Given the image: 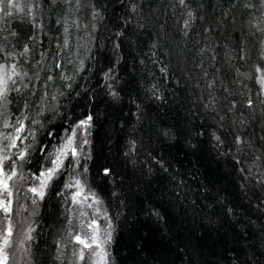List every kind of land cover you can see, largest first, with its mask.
I'll return each instance as SVG.
<instances>
[{
	"label": "trees",
	"instance_id": "trees-1",
	"mask_svg": "<svg viewBox=\"0 0 264 264\" xmlns=\"http://www.w3.org/2000/svg\"><path fill=\"white\" fill-rule=\"evenodd\" d=\"M262 13L260 0H4L0 64L27 74L9 82L19 91L0 115L4 134L14 132L4 120L26 117L22 140L4 149L5 170L21 187L92 117L89 143L31 202V239L7 264H90L86 250L83 260L70 251L63 188L71 177L95 193L99 221L112 225L108 264H264ZM66 20L86 30H68L69 40L86 38L78 57L62 45L58 23ZM11 214L0 213V239ZM57 226L59 262L47 252Z\"/></svg>",
	"mask_w": 264,
	"mask_h": 264
},
{
	"label": "snow or ice",
	"instance_id": "snow-or-ice-1",
	"mask_svg": "<svg viewBox=\"0 0 264 264\" xmlns=\"http://www.w3.org/2000/svg\"><path fill=\"white\" fill-rule=\"evenodd\" d=\"M4 3V0H0V5ZM9 3H11V0H9ZM77 3H79V0H77ZM179 3L181 5H185L186 0H179ZM260 4L264 6V0H260ZM247 8L253 7L252 4L246 3L244 5ZM133 11H135V5H133ZM264 15V13H262ZM187 16L189 19H186L184 21V26L185 28H188L190 26V20L193 18V13L191 11L187 12ZM259 31L264 32V28H258ZM67 31V29H65ZM185 35H187V32H185ZM65 44H67V41H65ZM27 49H25V52ZM111 71V70H110ZM162 71H164L162 69ZM257 72L264 73V68L257 67L256 69ZM23 75H26L23 74ZM21 76V73H19L16 70V66L13 64L10 66V68L4 64H0V115H2V109L6 106L7 103H11V101L8 100V93L12 90L19 91V89H10L8 87L9 82L11 81L13 84L16 83L15 79L13 77ZM107 76V74H106ZM51 79V77H50ZM214 83V82H213ZM258 83L261 85V92H264V75H260L258 77ZM212 85L209 84V87ZM155 87V86H153ZM112 95L114 97H118V93L112 92ZM248 105H252V100H248ZM209 106H214V101L210 102V105H206V107ZM27 107V105H25ZM26 117L21 116L15 119V122L12 124H9L8 120L3 121V127L4 128H13L14 132L10 134H4L3 132H0V188H2L5 192L8 191L9 185L7 183L8 180H11L14 176L17 175L16 171L13 169L10 174L8 171L5 170L4 164L7 160L11 159V156L8 155L4 149L7 148H15L17 147V141L22 140L21 133L25 132V125H24V120ZM223 119V117H221ZM91 121L92 117L88 116L86 119L79 121V123L76 125V128L72 130V132L65 138V142L62 146L56 149L55 151V158L52 160V165L53 167L46 169L44 172L40 173V177L43 179L40 180L39 186L38 187H33L30 188L29 191L32 193L37 194L40 198H43L44 196V191L43 189L47 187L48 181H50L54 175L61 169L64 158H66L69 155V152L71 156L77 157L78 152H77V146L76 145V139H77V131L78 130H83L84 133H87V130L91 127ZM167 133H165L166 135ZM31 135V133H29ZM213 137L215 141L218 142V144H223V141L219 135H215L213 133ZM23 139H27V137H23ZM8 141V144H3V141ZM89 141L85 137L82 139L80 144L78 145L79 150L82 152L83 151V146L88 144ZM236 143L239 145L243 143V141L237 137ZM131 152L135 151V141L131 142ZM26 154V150L20 151L17 155L18 158L23 160L24 156ZM128 153H126L127 155ZM50 156L53 155L52 153L49 154ZM159 163V161H157ZM75 163L78 165L79 160L77 159ZM13 164H15V161H13ZM87 171V169H84ZM243 171V169H241ZM104 172L106 175L110 174V169H104ZM251 174V172H249ZM38 177L37 179H40ZM66 187L71 188V187H76L79 190L74 193L72 199L74 202H81L78 200V198L82 195L84 185L82 184L80 179H76L75 183H69L66 185ZM8 195H11L9 192ZM89 195L92 196L94 202L96 204H101L102 202L95 197V193L89 192ZM85 200L88 199V196L84 197ZM36 201L33 200V203ZM10 203L11 201H5L4 199H0V210H3L5 213H8L11 211L10 208ZM89 207H92V205H88ZM96 212L99 213L100 209L97 208ZM81 215H87L86 213H81ZM103 215L106 217L107 213L106 211L103 213ZM156 215H159L156 213ZM88 229L91 230L90 234L85 233L84 236L82 237L81 235H76L75 236V241L82 245L83 247L80 249L78 255L79 259L83 260L84 257V250L87 249L90 251V255L95 257L94 264H108V259H109V254L107 251V245H109L112 241V225L108 223L103 229L100 228L99 224L97 223L96 217L93 216L91 222L86 226ZM31 229H29V232ZM12 235V228L11 225L9 224L6 234L3 236V247H0V264H7V253L5 249L10 245V237ZM26 239H31V236L28 235L26 236ZM76 253H74L75 255Z\"/></svg>",
	"mask_w": 264,
	"mask_h": 264
},
{
	"label": "rangeland",
	"instance_id": "rangeland-1",
	"mask_svg": "<svg viewBox=\"0 0 264 264\" xmlns=\"http://www.w3.org/2000/svg\"><path fill=\"white\" fill-rule=\"evenodd\" d=\"M58 24L61 25L62 45L64 46L65 51L68 50L72 46L74 48L76 47V50L73 52V55L75 57H78L79 55H78L77 51H79V49L82 48V44L84 43L83 41H85L86 38L84 37L81 39V38H78V36H76V35H78V33H80L81 31H86L85 27L78 24V21H73L71 24L72 25L71 27H72V32H73V34H76L75 35L76 37L74 36L75 38L73 37L72 39L69 40L70 33L68 30L71 28V27L69 28L70 20H66L63 23H58ZM65 29H67V31H65ZM65 41H67V44H65ZM77 45H78V47H77ZM77 48H78V50H77ZM25 78H27V74L26 75L22 74L20 82H22ZM85 135H86V138L88 139V132L84 133L83 130L77 131L76 145H74V146H77V152L79 149L78 145L80 144L82 139L85 137ZM65 138L61 143H58L57 145H55L53 147V149L50 152L53 155H51V156L49 155L50 159L48 161V164L44 167V169L40 170L39 173L35 177H32L29 181L20 184V185H22L21 187L18 186L19 185L18 182H20L21 178L14 177L12 180L7 181L8 185H9L8 193L10 192L11 195H8L9 199L7 198L5 201H11V203H10L11 211L8 213H5L3 210H0V213L3 216L4 215L8 216L9 213H12L11 217H12V219H14V220H12L13 224H12V222L10 224L11 228H12V235L9 238L10 239V245L5 249V251L7 253V257H8L7 262L11 256V254L15 256V254H17V251L20 252V254L24 253V240L26 239V236H28L27 220H29L30 217H33L34 211H35V208H33L34 205H32L31 202L33 203V200L36 201V200L42 199L37 194L29 191V189L33 188V187H38L40 180L43 179L42 177H40V173L44 172L48 168L53 167L52 160L55 158V151L57 148H59L60 146H62L64 144ZM2 143L8 144V141H3ZM69 158L74 159L75 157L71 156V154L69 152V155L66 158H64L63 165H64L65 161ZM63 165H62V167H63ZM62 167H61V169H62ZM57 173H59V171ZM57 173L54 175V177L57 175ZM38 177H40V179H37ZM76 179H78V178L71 177L66 181V184L64 185V188H63V194L65 195L66 200H68V202L72 208L71 209L72 211L69 215V220H70V223L72 222L73 228L68 233V235H70V236L72 235L71 240L73 239L75 246H74V244L73 245L71 244L70 245L71 246L70 251L72 252L71 253L72 255L74 253H76L75 256L78 257L79 256L78 253L83 246L78 244L75 241V236L81 235L83 237L86 232L90 234L91 230L88 229L86 226L91 222L93 216L96 217L97 223L99 224L101 229H103L105 227V225H102L101 221H99V219L102 218V215L100 214L101 210L99 213L96 212L97 208L100 209L99 204H96L94 202L92 196H90L89 193L84 188H83L82 195L78 198V200L81 202L78 203V202L73 201L72 197H73L74 193L77 192L79 189L76 187L68 188V187H66V185L69 183L74 184ZM50 181H48L47 186H48ZM46 188L43 189L44 195L46 192ZM2 192H4V190L1 188L0 199H2V195H4ZM32 194L34 195L33 197H35V198L32 197ZM85 196H88L87 200L84 199ZM28 201L30 203H28ZM90 204L92 205V207L88 206ZM73 212H74V214H73ZM81 213H86L87 215H81ZM7 225L9 226V224H7ZM8 226L6 227V230H7ZM6 230L0 239V247H3L2 241H3V236L6 234ZM47 243H48L47 252L50 254V256H52L54 258V260L56 262H59L60 258L62 257L61 256L62 253L59 251V247L61 245V242H59V226H57L54 230L51 231V233L49 235V240L47 241ZM85 250H86L87 255H88V257H87L88 262H90V264H94L95 257L90 255L89 250H87V249H85Z\"/></svg>",
	"mask_w": 264,
	"mask_h": 264
}]
</instances>
